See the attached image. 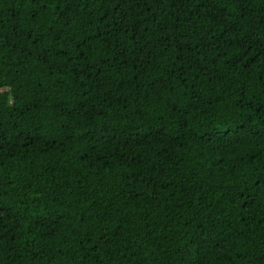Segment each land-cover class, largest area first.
Wrapping results in <instances>:
<instances>
[{"label": "trees", "instance_id": "obj_1", "mask_svg": "<svg viewBox=\"0 0 264 264\" xmlns=\"http://www.w3.org/2000/svg\"><path fill=\"white\" fill-rule=\"evenodd\" d=\"M0 264H264V0H0Z\"/></svg>", "mask_w": 264, "mask_h": 264}]
</instances>
